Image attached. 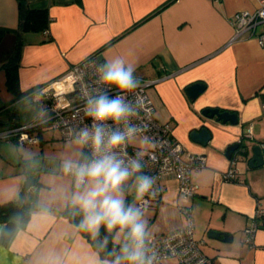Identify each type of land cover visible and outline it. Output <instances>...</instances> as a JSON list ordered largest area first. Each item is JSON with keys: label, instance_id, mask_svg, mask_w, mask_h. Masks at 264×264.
I'll list each match as a JSON object with an SVG mask.
<instances>
[{"label": "crops", "instance_id": "1", "mask_svg": "<svg viewBox=\"0 0 264 264\" xmlns=\"http://www.w3.org/2000/svg\"><path fill=\"white\" fill-rule=\"evenodd\" d=\"M27 4L47 10V33H19L17 1L0 0V132L37 121L39 125L27 133L38 141L0 138V204L16 200L29 179L32 184L23 198L32 195L36 207L26 222H16L6 242L5 223L0 222V264H91L97 258L113 259L103 257L86 236L92 235L81 231L65 212L76 214L65 203L71 183L62 174V161L80 159L82 150L49 126L48 114H40L44 99L32 96L71 64L92 54L103 62L113 53L128 55L136 64L135 75L153 80L148 93L171 139L205 157L203 166L190 170L196 190L188 203L193 237L203 241V253L213 264H264V164L248 163L249 147L264 142V44L248 34L236 37L230 22L236 11L254 9L255 1L27 0ZM257 30L264 33V24ZM193 82H202L205 88L190 99L185 87ZM209 107L236 113L237 123L206 116L202 110ZM203 127L210 138L200 144L190 134ZM234 142L240 147L227 157L226 147ZM230 168L237 173L225 179ZM133 183L130 180L125 187L128 203L135 200ZM180 204L176 178H165L157 204L143 208L151 240L185 225ZM257 211L259 226L247 244L244 230ZM210 230L230 233L231 240L209 237ZM113 240L117 254L114 233ZM161 264L178 263L170 259Z\"/></svg>", "mask_w": 264, "mask_h": 264}, {"label": "clouds", "instance_id": "2", "mask_svg": "<svg viewBox=\"0 0 264 264\" xmlns=\"http://www.w3.org/2000/svg\"><path fill=\"white\" fill-rule=\"evenodd\" d=\"M94 72L99 86L83 92V111L89 123L72 130L81 158H66L61 165L63 176L71 183V190L64 194L65 203L81 215L82 231L99 236L103 228L118 240L119 251L113 259L97 258L91 264H156L146 212L128 203L125 192L133 180L135 200L142 201L155 178L142 172L143 150L135 158L120 156L121 152L126 155L128 144L143 131L136 121L146 101L137 92L141 81L135 75L136 64L126 54L113 53L95 63ZM34 95L43 97L45 92ZM40 114L46 117L47 109L42 107ZM84 149L90 155H85Z\"/></svg>", "mask_w": 264, "mask_h": 264}, {"label": "built area", "instance_id": "3", "mask_svg": "<svg viewBox=\"0 0 264 264\" xmlns=\"http://www.w3.org/2000/svg\"><path fill=\"white\" fill-rule=\"evenodd\" d=\"M254 1L256 4L254 9L236 11L230 22L236 37L248 34L256 37L260 44H264V33L257 30L264 24V0ZM47 32L48 29L43 31V33ZM100 62L101 59L96 54H92L80 62L71 64L58 78L38 88L32 94L34 99H44V108L48 112L46 120L51 128L59 131L63 139L73 140L72 130L77 125L84 126L89 123L83 111V92L99 86L94 64ZM137 78L141 81V88L137 92L145 98L146 107L141 110L136 122L143 129L139 136L144 139L146 137L149 145L142 148L129 143L126 155L121 152L120 156L126 160L129 157L135 158V154L143 150L145 154L141 160L142 172L155 178L151 192L144 200L139 201L137 206L145 208L157 204L160 198V183L165 178L174 176L178 182V198L181 201L179 209L186 217V223L182 227L165 232L156 240H151V247L157 254L156 264L170 259H174L178 264H212V260L201 249L203 241L193 237V220L188 204L196 190V186L190 182V170L194 166H203L205 157L185 150L180 142L171 139L169 127L157 119L155 105L148 93V87L153 80ZM40 90L45 92L43 97L34 95ZM114 92L115 89H113ZM38 125L39 122L36 121L10 128L0 132V138L15 139L19 143H36L37 137L27 133V130L36 128ZM250 131L249 126L247 136ZM259 146L264 149V142H261ZM84 150L87 155H90L87 149ZM235 173L237 169L230 168L223 177L232 179ZM157 191L158 194H156ZM260 214L261 212L257 211L244 230V242L247 244L253 242V234L258 228L257 217Z\"/></svg>", "mask_w": 264, "mask_h": 264}, {"label": "trees", "instance_id": "4", "mask_svg": "<svg viewBox=\"0 0 264 264\" xmlns=\"http://www.w3.org/2000/svg\"><path fill=\"white\" fill-rule=\"evenodd\" d=\"M16 1L18 7L17 25L19 33L25 31L43 32L45 29L49 28L50 17L46 9L31 8L28 6L27 0ZM31 184L32 182L29 179H26L16 200L0 204V222L5 223L2 239L5 242L8 241V239L12 235L16 227V222H26L30 214L36 207L32 195L31 197L27 195L26 199L23 198V195L29 192V187L31 186ZM156 194H158V191L156 192ZM65 212L71 219L76 221L79 226L82 219L81 215H79L78 213L74 214L69 211ZM86 236L103 257L114 258L116 244L113 240V234L105 232L102 228L99 236H89L87 234Z\"/></svg>", "mask_w": 264, "mask_h": 264}, {"label": "water", "instance_id": "5", "mask_svg": "<svg viewBox=\"0 0 264 264\" xmlns=\"http://www.w3.org/2000/svg\"><path fill=\"white\" fill-rule=\"evenodd\" d=\"M205 88V85L202 82H193L185 87V92L190 99H194L197 95H199ZM202 113L208 117H216L217 120L225 123L229 122L231 124H236L238 121L237 115L234 112L229 111H220L218 108H204ZM190 137L193 141L205 144L210 138V132L207 128L203 127L199 130H193L190 134ZM246 146V145H245ZM240 147L239 142H234L226 147L225 155L230 157L233 152ZM252 156L249 158L248 163L251 167L260 166L264 164V149H262L259 145H252L249 147ZM248 152V149L246 153ZM209 237L219 238L221 237L223 241H230L231 234L227 232L210 230L208 233Z\"/></svg>", "mask_w": 264, "mask_h": 264}, {"label": "rangeland", "instance_id": "6", "mask_svg": "<svg viewBox=\"0 0 264 264\" xmlns=\"http://www.w3.org/2000/svg\"><path fill=\"white\" fill-rule=\"evenodd\" d=\"M130 144L132 145H135V146H138V147H142V148H145L149 145V141L146 140L144 138H142L141 136H137L135 140H133ZM131 194L133 196H135V191H134V183H133V186H132V189H131ZM139 201H136V200H133L131 203H134L135 205L138 204Z\"/></svg>", "mask_w": 264, "mask_h": 264}]
</instances>
